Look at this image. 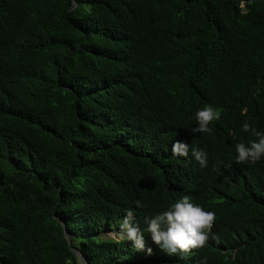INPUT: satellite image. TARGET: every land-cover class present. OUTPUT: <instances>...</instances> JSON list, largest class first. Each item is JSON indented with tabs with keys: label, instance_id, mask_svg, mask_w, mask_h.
<instances>
[{
	"label": "trees",
	"instance_id": "obj_1",
	"mask_svg": "<svg viewBox=\"0 0 264 264\" xmlns=\"http://www.w3.org/2000/svg\"><path fill=\"white\" fill-rule=\"evenodd\" d=\"M206 105L221 117L193 133ZM246 122L264 133V0H0V264H78L72 249L86 264H264V157L236 163L258 139ZM185 195L218 239L169 254L147 231L143 250L102 237Z\"/></svg>",
	"mask_w": 264,
	"mask_h": 264
},
{
	"label": "clouds",
	"instance_id": "obj_2",
	"mask_svg": "<svg viewBox=\"0 0 264 264\" xmlns=\"http://www.w3.org/2000/svg\"><path fill=\"white\" fill-rule=\"evenodd\" d=\"M221 117V110L206 105L196 113L197 126L192 129L193 133H211L210 125ZM242 130L251 132L257 140L249 142L246 146L243 142L236 144V163L255 164L264 157V133L256 131L247 122L243 124ZM174 156L187 157L189 147L181 141H176L172 146ZM192 156L201 167L207 166V153L200 149H193ZM225 167H230L226 165ZM225 177V180H228ZM137 207H142L140 201L134 202ZM216 215L212 211H205L201 206L192 202L187 195L171 204L166 210L152 218H146V229L142 230L134 217L132 210H127L125 218L119 225V233H114L116 242L126 239L131 241L138 250L145 248L144 232L151 235L152 241L165 249L169 254L190 253L199 249L212 239H218L212 234L215 225ZM76 250V249H75ZM151 253V249H147ZM76 256V255H75ZM77 259V258H76ZM78 262V261H77Z\"/></svg>",
	"mask_w": 264,
	"mask_h": 264
},
{
	"label": "water",
	"instance_id": "obj_3",
	"mask_svg": "<svg viewBox=\"0 0 264 264\" xmlns=\"http://www.w3.org/2000/svg\"><path fill=\"white\" fill-rule=\"evenodd\" d=\"M74 5H75V2H73V6H74ZM63 233H64V236H65V230H63ZM67 241H68V239H67ZM68 242H69V241H68ZM72 251H73V253L76 255V258H77L78 264H86L83 255H82L79 251H77V250H75V249H72Z\"/></svg>",
	"mask_w": 264,
	"mask_h": 264
},
{
	"label": "rangeland",
	"instance_id": "obj_4",
	"mask_svg": "<svg viewBox=\"0 0 264 264\" xmlns=\"http://www.w3.org/2000/svg\"><path fill=\"white\" fill-rule=\"evenodd\" d=\"M114 233H116V231H108L105 235H102V237L107 236L109 238L115 239L113 235Z\"/></svg>",
	"mask_w": 264,
	"mask_h": 264
}]
</instances>
